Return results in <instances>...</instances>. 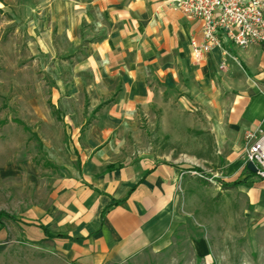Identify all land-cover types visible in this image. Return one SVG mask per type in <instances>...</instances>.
<instances>
[{
	"label": "crops",
	"instance_id": "crops-1",
	"mask_svg": "<svg viewBox=\"0 0 264 264\" xmlns=\"http://www.w3.org/2000/svg\"><path fill=\"white\" fill-rule=\"evenodd\" d=\"M0 13L37 39L53 83L50 108L37 109L49 121L31 132L59 130L57 145L36 137L62 175L51 208L21 219L36 241L77 264L164 249L189 171L243 194L264 226V179L244 160L245 133L264 131V43L224 40L196 60L201 22L162 0H0ZM190 247L215 264L205 237Z\"/></svg>",
	"mask_w": 264,
	"mask_h": 264
},
{
	"label": "rangeland",
	"instance_id": "rangeland-1",
	"mask_svg": "<svg viewBox=\"0 0 264 264\" xmlns=\"http://www.w3.org/2000/svg\"><path fill=\"white\" fill-rule=\"evenodd\" d=\"M40 53L37 39L0 13V212L19 222L51 208V193L62 175L51 167L60 165L53 159L57 151L45 150L36 137L57 145L59 130H49V139L44 130L31 132L33 123L49 121L37 109L51 104L53 83L38 63ZM52 114L56 119L57 113ZM182 185L179 212L184 221L174 228L170 244L118 264H197L190 238L201 236L208 240L215 264H264V226L252 223L243 194L190 173ZM16 220L2 217L0 264H77L64 261L50 242L36 241L33 229Z\"/></svg>",
	"mask_w": 264,
	"mask_h": 264
},
{
	"label": "built area",
	"instance_id": "built-area-1",
	"mask_svg": "<svg viewBox=\"0 0 264 264\" xmlns=\"http://www.w3.org/2000/svg\"><path fill=\"white\" fill-rule=\"evenodd\" d=\"M172 9L201 22V41L191 39L196 60L212 48H224V40L239 48L264 43V0H162ZM225 66L220 64V68ZM244 160L252 162L254 174L264 179V131L249 130L244 135ZM198 175L201 173L189 171Z\"/></svg>",
	"mask_w": 264,
	"mask_h": 264
},
{
	"label": "trees",
	"instance_id": "trees-1",
	"mask_svg": "<svg viewBox=\"0 0 264 264\" xmlns=\"http://www.w3.org/2000/svg\"><path fill=\"white\" fill-rule=\"evenodd\" d=\"M196 170V169H195ZM2 217H8V218H11L12 220H16L13 216H9L7 215L6 213L4 212H0V230L3 228L2 226ZM17 223H21V224H24V226H28L25 222H19L18 220H16ZM38 228L43 232V234L46 236V238H52V234L43 226H38Z\"/></svg>",
	"mask_w": 264,
	"mask_h": 264
},
{
	"label": "water",
	"instance_id": "water-1",
	"mask_svg": "<svg viewBox=\"0 0 264 264\" xmlns=\"http://www.w3.org/2000/svg\"><path fill=\"white\" fill-rule=\"evenodd\" d=\"M247 168L253 173L256 171L254 164L252 162L247 163Z\"/></svg>",
	"mask_w": 264,
	"mask_h": 264
}]
</instances>
